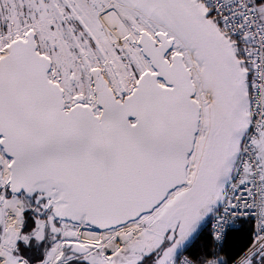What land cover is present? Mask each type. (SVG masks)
Here are the masks:
<instances>
[{
	"label": "snow or ice",
	"instance_id": "obj_1",
	"mask_svg": "<svg viewBox=\"0 0 264 264\" xmlns=\"http://www.w3.org/2000/svg\"><path fill=\"white\" fill-rule=\"evenodd\" d=\"M0 264H264V0H0Z\"/></svg>",
	"mask_w": 264,
	"mask_h": 264
}]
</instances>
